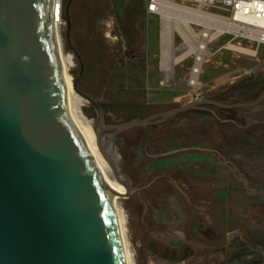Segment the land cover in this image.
<instances>
[{"label": "rangeland", "instance_id": "obj_1", "mask_svg": "<svg viewBox=\"0 0 264 264\" xmlns=\"http://www.w3.org/2000/svg\"><path fill=\"white\" fill-rule=\"evenodd\" d=\"M132 1L75 0L71 7V39L85 61L79 87L105 107L108 123L217 95L229 104L262 96L264 44L229 36L211 43L197 89L185 79L193 50L173 65L175 82L161 85L163 20L147 12V0ZM63 18L74 80L80 65ZM172 38L176 47L182 43L176 31ZM211 108L116 138L131 184L132 193L119 204L136 264H264V99ZM83 112L94 126L90 102Z\"/></svg>", "mask_w": 264, "mask_h": 264}, {"label": "water", "instance_id": "obj_2", "mask_svg": "<svg viewBox=\"0 0 264 264\" xmlns=\"http://www.w3.org/2000/svg\"><path fill=\"white\" fill-rule=\"evenodd\" d=\"M73 2L64 7L80 65L73 85L92 104L98 147L125 188L120 196L132 191L115 151L118 135L202 104L237 108L264 99L201 98L108 123L100 101L79 87L85 61L71 39ZM55 23V0H0V264H126L111 187L70 116Z\"/></svg>", "mask_w": 264, "mask_h": 264}, {"label": "built area", "instance_id": "obj_3", "mask_svg": "<svg viewBox=\"0 0 264 264\" xmlns=\"http://www.w3.org/2000/svg\"><path fill=\"white\" fill-rule=\"evenodd\" d=\"M55 4L56 22L64 23V1L55 0ZM146 8L160 19L168 13L181 21L182 33L176 31L181 44L189 41L194 45L192 63L185 75L192 89L200 85L203 65L215 40L229 36L247 43L264 44V0H147ZM189 32L195 36L188 37ZM159 79L161 85H170L175 82V73L170 75L168 70L160 69Z\"/></svg>", "mask_w": 264, "mask_h": 264}, {"label": "bare ground", "instance_id": "obj_4", "mask_svg": "<svg viewBox=\"0 0 264 264\" xmlns=\"http://www.w3.org/2000/svg\"><path fill=\"white\" fill-rule=\"evenodd\" d=\"M162 29H161V47H162V68L164 71L168 70L170 75L173 73V65L183 57H185L189 51L194 49L192 42H185L180 46L176 47L173 44V31L181 30V21L172 18L170 14L166 13L162 17ZM62 21L55 23L56 35L58 39V50L60 65L64 77V82L66 86L67 102L70 112V116L75 123L82 139L86 142L92 156L93 160L100 171L103 178L111 187V198L112 205L114 208V213L118 223V228L121 235L122 245L124 249V255L126 264H136L135 256L131 251V244L128 237V226L126 215L121 208L119 201L122 196L119 193H123L125 188L120 184L118 178L116 177L111 165L104 157L100 151L96 133L92 120L89 119L83 112L84 99L76 90L73 85V77L70 74V69L75 65L74 57L71 53L66 52L63 47L62 37H61V25ZM188 37L192 38L195 35L192 32L187 33ZM235 49H242L232 45ZM254 54L253 51H249Z\"/></svg>", "mask_w": 264, "mask_h": 264}, {"label": "flooded vegetation", "instance_id": "obj_5", "mask_svg": "<svg viewBox=\"0 0 264 264\" xmlns=\"http://www.w3.org/2000/svg\"><path fill=\"white\" fill-rule=\"evenodd\" d=\"M132 1V0H131ZM133 2V1H132ZM74 3H75V0H74V2H73V5H74ZM211 106H214V105H208V104H202L201 106H200V108L199 109H202V110H204L205 112H214L213 111V109L211 108ZM149 116V115H148ZM148 126H150V125H148ZM148 126H147V128H148Z\"/></svg>", "mask_w": 264, "mask_h": 264}, {"label": "trees", "instance_id": "obj_6", "mask_svg": "<svg viewBox=\"0 0 264 264\" xmlns=\"http://www.w3.org/2000/svg\"><path fill=\"white\" fill-rule=\"evenodd\" d=\"M223 98H224L223 96H221V95H217V97H216L215 99L218 100V101H225V100H222ZM219 99H220V100H219ZM103 109H104L105 114H106L107 111H106L105 107H104ZM181 114H182V113H181ZM216 116H217L218 119L222 120V117H221L220 115H216ZM92 117H94V114H92Z\"/></svg>", "mask_w": 264, "mask_h": 264}]
</instances>
